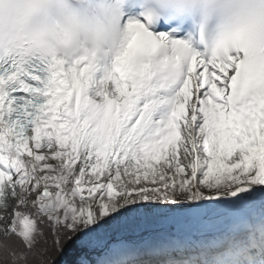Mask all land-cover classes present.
Instances as JSON below:
<instances>
[{
  "label": "snow or ice",
  "instance_id": "snow-or-ice-1",
  "mask_svg": "<svg viewBox=\"0 0 264 264\" xmlns=\"http://www.w3.org/2000/svg\"><path fill=\"white\" fill-rule=\"evenodd\" d=\"M123 6L0 0V264H264V0Z\"/></svg>",
  "mask_w": 264,
  "mask_h": 264
},
{
  "label": "clouds",
  "instance_id": "clouds-1",
  "mask_svg": "<svg viewBox=\"0 0 264 264\" xmlns=\"http://www.w3.org/2000/svg\"><path fill=\"white\" fill-rule=\"evenodd\" d=\"M101 0H89L92 5ZM142 0H124L123 12L125 14L141 13ZM5 4L4 8L7 9ZM123 21V17L121 18ZM18 20L15 14L3 11L0 13V29L7 31L16 26ZM123 39V24L113 28L103 17L91 19L85 27L72 32L65 44L56 46L55 53L61 58L76 59L86 56L98 64L108 62L111 53L119 46ZM49 51L48 49L44 50ZM7 49L0 47V54H6Z\"/></svg>",
  "mask_w": 264,
  "mask_h": 264
},
{
  "label": "trees",
  "instance_id": "trees-1",
  "mask_svg": "<svg viewBox=\"0 0 264 264\" xmlns=\"http://www.w3.org/2000/svg\"><path fill=\"white\" fill-rule=\"evenodd\" d=\"M79 251L80 250L78 247H73L65 254V258L70 260L69 264H75V262L78 260L77 257L79 256ZM87 257L89 258L88 255Z\"/></svg>",
  "mask_w": 264,
  "mask_h": 264
},
{
  "label": "rangeland",
  "instance_id": "rangeland-1",
  "mask_svg": "<svg viewBox=\"0 0 264 264\" xmlns=\"http://www.w3.org/2000/svg\"><path fill=\"white\" fill-rule=\"evenodd\" d=\"M81 257H82V256H81ZM81 257H80V258H81Z\"/></svg>",
  "mask_w": 264,
  "mask_h": 264
}]
</instances>
